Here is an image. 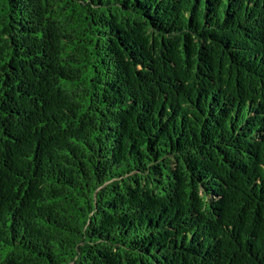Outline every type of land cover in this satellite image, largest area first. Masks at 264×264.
<instances>
[{"label": "trees", "instance_id": "16d2710c", "mask_svg": "<svg viewBox=\"0 0 264 264\" xmlns=\"http://www.w3.org/2000/svg\"><path fill=\"white\" fill-rule=\"evenodd\" d=\"M0 264H264V0H0Z\"/></svg>", "mask_w": 264, "mask_h": 264}]
</instances>
